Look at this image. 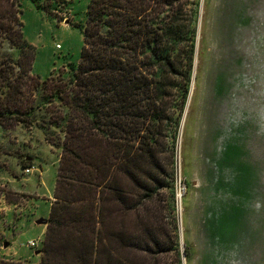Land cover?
<instances>
[{
	"label": "trees",
	"instance_id": "1",
	"mask_svg": "<svg viewBox=\"0 0 264 264\" xmlns=\"http://www.w3.org/2000/svg\"><path fill=\"white\" fill-rule=\"evenodd\" d=\"M199 3L90 0L78 62L40 79L18 1L0 0V127L33 124L60 150L38 264L189 261L173 213L174 157Z\"/></svg>",
	"mask_w": 264,
	"mask_h": 264
},
{
	"label": "rangeland",
	"instance_id": "2",
	"mask_svg": "<svg viewBox=\"0 0 264 264\" xmlns=\"http://www.w3.org/2000/svg\"><path fill=\"white\" fill-rule=\"evenodd\" d=\"M17 1L31 72L40 79L67 76L80 58L90 0ZM59 152L33 124L0 127V213L26 211L33 222L48 217ZM22 155L32 159L29 172L21 166ZM174 160V181L178 176L184 186L173 202L179 247L189 242L192 252L188 262L182 253V264H264V0H200ZM223 179L236 184L240 195L233 198ZM238 199L242 205L236 206ZM35 225L40 230L44 223ZM23 229L19 250L29 238H40L37 248H28L30 260H10L0 251L1 259L40 261L34 251L42 249L45 232Z\"/></svg>",
	"mask_w": 264,
	"mask_h": 264
},
{
	"label": "crops",
	"instance_id": "3",
	"mask_svg": "<svg viewBox=\"0 0 264 264\" xmlns=\"http://www.w3.org/2000/svg\"><path fill=\"white\" fill-rule=\"evenodd\" d=\"M27 160H30L29 157H25ZM31 164H32V159H31ZM243 166V165H242ZM246 166V165H244ZM243 166V167H244ZM15 177V176H13ZM247 178V177H246ZM28 179V178H26ZM8 183H11L10 181ZM222 183H226V184H229V179H223L222 180ZM231 181H230V184L229 186L231 185ZM245 185H247V179L245 180ZM233 188L232 191H234L233 195L230 193V190L228 189H224L223 191H229V193L232 195V197H237L240 195V193H236V184L233 183L232 186H230ZM15 191L21 193V194H28V193H25L23 191H20V190H17V189H14ZM221 190V188L219 189ZM242 191V189H239ZM242 193V192H241ZM227 195V192L226 194H224L225 196H230ZM245 195H247V190L245 189ZM223 196V195H222ZM27 204L29 203V200H27ZM234 203H236V206L237 205H242L240 202V200H233ZM10 204H13V205H16L17 202L16 201H11ZM211 204H214V202H212ZM4 212L3 214L0 213V237H1V246H0V251L3 252V253H6L10 258V260H23V261H27V260H30L28 258H30V252L28 250V247L27 246V242L29 240H31L30 238L23 244L21 245L20 247H22L23 250H19L15 244H16V240H17V237L18 235L24 233V229L23 227L26 226L28 229L27 230H39V229H35L36 225L35 224H39L36 222H33V221H30V214L27 213L26 211H23V212H18V215H16L13 211L9 210V211H6V208H4ZM38 220V219H37ZM43 227H41V229L39 230V232H45V229H46V225H42ZM17 227H18V230H17ZM10 229H16V231L14 233H10L9 230ZM13 231V230H12ZM37 239H40V238H37ZM189 243V242H188ZM39 244V242H38ZM37 248V247H36ZM39 251V250H37ZM34 253H40L41 252H36L34 251ZM41 256V255H40ZM32 264H38L39 261H32L31 262Z\"/></svg>",
	"mask_w": 264,
	"mask_h": 264
},
{
	"label": "built area",
	"instance_id": "4",
	"mask_svg": "<svg viewBox=\"0 0 264 264\" xmlns=\"http://www.w3.org/2000/svg\"><path fill=\"white\" fill-rule=\"evenodd\" d=\"M58 46V45H57ZM25 172H29L30 168H24ZM177 176V175H176ZM176 199L180 200L181 191H184V186L181 184L180 178L177 176L174 181ZM39 239H31L27 242V246L30 248H36L38 246Z\"/></svg>",
	"mask_w": 264,
	"mask_h": 264
},
{
	"label": "water",
	"instance_id": "5",
	"mask_svg": "<svg viewBox=\"0 0 264 264\" xmlns=\"http://www.w3.org/2000/svg\"><path fill=\"white\" fill-rule=\"evenodd\" d=\"M36 222L41 223L42 221H41V219H38V220H36ZM36 252H38V251H36Z\"/></svg>",
	"mask_w": 264,
	"mask_h": 264
}]
</instances>
